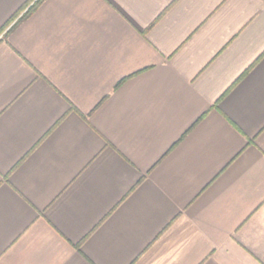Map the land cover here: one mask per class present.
I'll return each instance as SVG.
<instances>
[{
  "label": "crops",
  "instance_id": "crops-1",
  "mask_svg": "<svg viewBox=\"0 0 264 264\" xmlns=\"http://www.w3.org/2000/svg\"><path fill=\"white\" fill-rule=\"evenodd\" d=\"M0 264H264V0H0Z\"/></svg>",
  "mask_w": 264,
  "mask_h": 264
}]
</instances>
